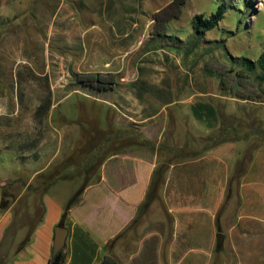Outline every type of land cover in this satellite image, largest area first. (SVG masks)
Wrapping results in <instances>:
<instances>
[{"label": "rangeland", "instance_id": "374dc122", "mask_svg": "<svg viewBox=\"0 0 264 264\" xmlns=\"http://www.w3.org/2000/svg\"><path fill=\"white\" fill-rule=\"evenodd\" d=\"M60 1L0 0V186L4 201L14 198L11 193L16 188H35V177L30 181V176L52 159L50 176L80 191L100 177L103 159L119 149L103 147L107 139H115L117 145L142 139L147 98L140 89L145 85L136 84L135 120L129 123L120 104L123 100L110 98L106 103L98 99L99 92L111 89L127 92L129 87L131 92V84L119 83L125 75L151 78L155 87H161L164 100H182L177 104H182L188 130L193 124L191 105L202 101L214 106L217 114L199 120L201 130L214 126L218 141L247 138L251 141L248 157L253 148L264 144V82L257 78L258 71L241 69L237 59L256 60L264 51V0H89L88 4L73 0L72 36H64L66 20L53 19ZM222 3L226 6L223 19L198 38L192 26L194 15L210 16ZM93 22L98 32L85 38L83 29ZM51 27L56 30L51 32ZM127 48L129 57H125ZM48 98L50 109L38 120L36 109ZM161 115L162 120L165 114ZM124 130H132V138ZM189 138L191 133L184 132L177 144L182 151L177 156L185 160L192 151ZM238 156L242 171L247 159ZM159 217L169 223L173 219L163 188H154L141 215L120 234L131 239L130 248L124 245L126 251H133L135 242L154 230L151 223ZM229 252H217L211 264H225V258H232ZM239 264L260 262L245 257Z\"/></svg>", "mask_w": 264, "mask_h": 264}, {"label": "crops", "instance_id": "0c3cea01", "mask_svg": "<svg viewBox=\"0 0 264 264\" xmlns=\"http://www.w3.org/2000/svg\"><path fill=\"white\" fill-rule=\"evenodd\" d=\"M72 1L61 0L53 13V19L67 21L64 36H72L75 31L71 25L75 11ZM96 26L99 28L93 22L83 29L85 38L98 32ZM125 35L129 36L130 31ZM129 52L127 48L125 57ZM119 83L131 84V92L129 87L127 92L111 89L99 92L101 96L97 98L106 103L110 98L127 101L120 104L126 109L124 115L129 123L135 120L136 84L145 85L140 89L147 98L143 137L121 145L115 139L102 144L119 149L103 159L99 180L82 188L81 200L66 214L64 222L69 232L65 264H101L109 250L116 264H211L213 255L223 249L233 254L225 258V264H239L245 257L264 264V144L253 148L248 157L250 140L218 141L214 126L201 130L193 113L191 130L185 128L182 104L179 105L182 100H164L161 87H155L151 78L125 75ZM161 114H165L162 120ZM184 132L191 133L192 141L186 160L177 156L178 151L182 152L177 144ZM124 134L129 138L134 132L124 130ZM238 155L247 159L242 171ZM52 163L53 159L47 161L30 176V181L35 177V188H16L11 193L14 198L0 206V264H48L51 259L54 229L79 190L57 183L48 170ZM154 188H163L165 205L173 219L170 223L161 217L153 220L154 230L143 235L128 252L124 245L128 243L130 248L131 239L120 234L141 215ZM29 215L32 220L28 223ZM218 233L225 235L221 248L217 247ZM246 245L259 253L248 250Z\"/></svg>", "mask_w": 264, "mask_h": 264}, {"label": "trees", "instance_id": "16d2710c", "mask_svg": "<svg viewBox=\"0 0 264 264\" xmlns=\"http://www.w3.org/2000/svg\"><path fill=\"white\" fill-rule=\"evenodd\" d=\"M225 8H226L225 4L222 3L219 5L217 10L214 13H212L210 16H206L203 13L194 15L193 21H192V26H193L194 32L198 36V38L204 36L207 31L215 28L219 24V22L224 17ZM237 59L239 60V65L241 66V69L243 68L244 70L250 71L253 73L258 71V73L256 75L257 78L260 81L264 82V51L259 56V58L256 60H252V59L247 58V57H241V58H237ZM239 65H237V66H239ZM259 70H261V71L259 72ZM51 102H52L51 98H48V99H46V101L44 103H41L37 107L36 112H35V117L38 120H41L42 116L48 112V110L50 109V106H51ZM192 113L197 119L204 120L207 117H213L214 118L217 114V111H216V108L214 106H212L211 104L206 103V102H202V101H197V102L192 104ZM99 178L97 180H99ZM82 188L67 203V205L65 207V211H64L63 216L61 218V221L59 222L57 227H65L64 219L66 217V214H67L68 210L74 204H76L77 202H79L81 200ZM5 204H6V201L1 199L0 206L2 207ZM109 245H110V243H109ZM108 254L112 255L110 250L108 251ZM65 260H66V254L63 250V251L59 252L54 258H51L49 260L48 264H65Z\"/></svg>", "mask_w": 264, "mask_h": 264}, {"label": "water", "instance_id": "95a60500", "mask_svg": "<svg viewBox=\"0 0 264 264\" xmlns=\"http://www.w3.org/2000/svg\"><path fill=\"white\" fill-rule=\"evenodd\" d=\"M2 199V191L0 186V203ZM68 229L65 227H56L54 229V238L52 246V256L54 258L59 252L63 251L67 244ZM225 235L223 233L217 234V247L221 248L224 243ZM116 259L111 254H106L101 264H116Z\"/></svg>", "mask_w": 264, "mask_h": 264}]
</instances>
